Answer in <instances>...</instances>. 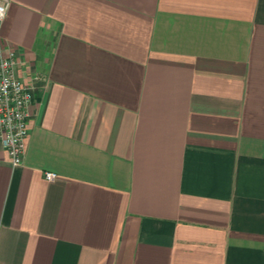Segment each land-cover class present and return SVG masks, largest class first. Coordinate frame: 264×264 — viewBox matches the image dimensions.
<instances>
[{
    "label": "crops",
    "instance_id": "1",
    "mask_svg": "<svg viewBox=\"0 0 264 264\" xmlns=\"http://www.w3.org/2000/svg\"><path fill=\"white\" fill-rule=\"evenodd\" d=\"M0 46V264H264V0H12Z\"/></svg>",
    "mask_w": 264,
    "mask_h": 264
},
{
    "label": "built area",
    "instance_id": "2",
    "mask_svg": "<svg viewBox=\"0 0 264 264\" xmlns=\"http://www.w3.org/2000/svg\"><path fill=\"white\" fill-rule=\"evenodd\" d=\"M12 0H0V23L5 19ZM18 55L0 46V147L11 159L13 167L22 165L29 136L30 112L35 93L17 76ZM48 181L57 178L47 172Z\"/></svg>",
    "mask_w": 264,
    "mask_h": 264
}]
</instances>
